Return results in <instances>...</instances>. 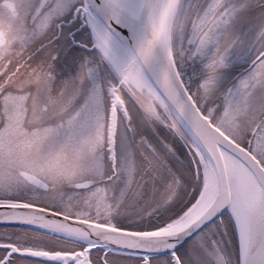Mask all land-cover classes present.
Wrapping results in <instances>:
<instances>
[{
	"label": "snow or ice",
	"instance_id": "6c2138e0",
	"mask_svg": "<svg viewBox=\"0 0 264 264\" xmlns=\"http://www.w3.org/2000/svg\"><path fill=\"white\" fill-rule=\"evenodd\" d=\"M0 264H264V0H0Z\"/></svg>",
	"mask_w": 264,
	"mask_h": 264
}]
</instances>
